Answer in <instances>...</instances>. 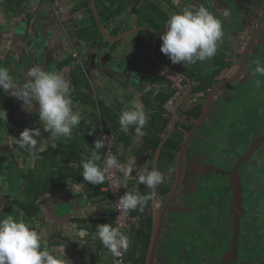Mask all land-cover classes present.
Segmentation results:
<instances>
[{"label":"crops","instance_id":"crops-1","mask_svg":"<svg viewBox=\"0 0 264 264\" xmlns=\"http://www.w3.org/2000/svg\"><path fill=\"white\" fill-rule=\"evenodd\" d=\"M116 1L111 0V3ZM193 1L159 0L163 4L162 8L168 11L169 15L180 11L187 3L196 7L197 2ZM79 3V0H0V67L9 69L18 86H22L26 82L27 72L34 66L61 72L71 81L73 107L74 110L81 113L82 117L79 126L73 129L71 138L53 139L49 133L43 131L38 109L35 110L34 108L31 112H26L23 110L21 102L18 114L20 122L14 126L13 131L8 135L4 131L0 132V217L11 215L30 222L38 231L43 232L49 248L58 247L63 243L66 258L71 261V264H110L111 260L107 248L98 238L97 226L109 223L110 214L113 211L112 202L104 190V184L92 185L84 181L82 175V160L90 155L89 150L93 148L95 140L100 138L101 123L110 126L116 132L115 149L123 164H126L130 158L135 160V168L131 176L124 182L127 191L135 190L138 192V176L143 174L145 169L155 168V162H157V169L166 177L165 182L157 186L159 193V190L166 185H170L172 189L176 180L177 168L176 162L171 172H166L165 168L161 166L162 148L173 134L177 122L183 114L199 99L193 92L196 82L186 74L192 80L193 87L189 88V83L185 79L187 88L183 96L177 100L175 108L172 111H167V113L152 108L151 103L152 105L156 103L153 99L157 97L163 87L161 84L148 82L145 72L149 70L154 72L155 66L159 64L153 65L152 62H148V56L137 49L138 33L141 30L149 31L146 40H152L151 55L154 57L155 54L157 56L160 35L165 31V28L156 30L148 24L144 26L137 24L138 8L143 2H134L109 26L104 27L105 33L110 39H115L120 34L129 32L128 35L120 39L122 42L112 49L101 43L95 47H89L91 45H86L85 40L79 37V22L90 19V14L85 11L86 8H77ZM175 3H180V5L176 7ZM156 12L160 11L156 10ZM30 16L33 17L32 20H29ZM116 31H120V34L115 37L112 33ZM27 35L30 36L26 38ZM39 35L44 38L47 37L48 40L40 43L36 38ZM11 40L15 44L12 50L13 54H10L6 48V44H9ZM224 41L225 39H222L219 43L217 53L220 51L229 53L231 51L229 46H225ZM110 43H114V41ZM22 47L29 49L25 57L21 54ZM91 48V54L98 55L97 66L91 70L90 64L85 61L87 66L84 74H81L84 85L80 86L72 74V66H63V64L71 55L77 57L80 51L87 50L89 52ZM109 53L110 58L113 57V59H107ZM36 55L38 56L35 57ZM214 57L196 64H189L187 67L193 71L201 68L207 72L208 64L212 63L213 59L216 60ZM226 57L232 58L233 56L227 55ZM234 73V67L228 72H221L220 76L217 77V83L233 78ZM227 85L228 87L225 86L224 88L227 87L226 89L231 91L235 89L234 84ZM221 91L222 89L218 93ZM200 97L196 104L202 102L207 95ZM13 99L18 100L15 97ZM213 99L211 104L219 105L218 98ZM134 101L141 103L148 113V123L144 128L145 134L143 136H137L134 127H130L127 133L120 130V114L129 108ZM102 103L104 104V111L100 108ZM176 109L177 117L175 118ZM160 114H164L163 117L159 118ZM174 118L177 119L176 124ZM184 120H186V116ZM197 120L193 119L190 122L192 127ZM201 127L202 125L193 134L184 156L183 177L180 187L187 182L188 168L194 165L192 154L198 145V134L202 129ZM25 128L41 129V136L38 139H40L42 150L36 152L35 158L32 153L20 149L15 144V139L19 138L20 133ZM151 136L153 138L155 136L161 137V142L155 152L151 151L149 147L148 139ZM53 145L59 146L56 148L59 150L56 159H53L56 161L53 162L44 157V164L41 163L39 155L48 151ZM160 147V157L157 158V151ZM63 148L72 153L68 156L71 161L63 162L64 157H61ZM99 154L102 157L99 162L102 166L103 148L99 150ZM68 165H71L70 168L74 170L67 168ZM194 168L200 169L201 166L196 164ZM57 170H63L68 175V186L60 188L54 193L42 195L38 201L40 214L29 218L16 203V200L22 196L25 185L24 176L29 172H34L37 177L43 178L50 176ZM167 173L170 174V177H167ZM156 203L155 197L152 203L153 211L151 212L145 207L143 208L144 214L154 216ZM140 222L135 226L139 227ZM133 228L130 230V234H132ZM79 230L86 233L83 238L76 235Z\"/></svg>","mask_w":264,"mask_h":264},{"label":"flooded vegetation","instance_id":"flooded-vegetation-1","mask_svg":"<svg viewBox=\"0 0 264 264\" xmlns=\"http://www.w3.org/2000/svg\"><path fill=\"white\" fill-rule=\"evenodd\" d=\"M195 1L196 7L203 5L222 19L225 46L231 50L227 55L233 56L227 57L232 65L222 72L234 67L233 77L238 78L231 83L235 87L232 91L226 89L228 85L214 95L209 91L213 100L218 98L219 105H210L202 123L204 136L198 134L199 144L192 157L196 163L188 168L187 182L165 214L154 264H193L196 254L202 256L200 264H223L232 246L237 211L231 190L232 172L264 135V76L255 73L258 62L264 66V0ZM14 46L12 40L6 44L10 54ZM22 48L25 57L29 49ZM221 89L223 92L218 93ZM193 92L199 100L201 95L207 97L193 103L185 114L201 104L204 109L210 96L196 93L194 88ZM185 116L186 121L193 120ZM263 162L264 142L238 167L245 211L240 219L238 258L229 264H264V213L259 209L264 203ZM196 164L201 168L195 169ZM199 175L200 180L193 181ZM244 219L247 231L243 230Z\"/></svg>","mask_w":264,"mask_h":264},{"label":"clouds","instance_id":"clouds-1","mask_svg":"<svg viewBox=\"0 0 264 264\" xmlns=\"http://www.w3.org/2000/svg\"><path fill=\"white\" fill-rule=\"evenodd\" d=\"M223 36L221 18L203 5L198 8L187 5L169 16L165 31L160 35V50L172 64H183L187 67L214 57ZM255 73L264 76V66L259 62ZM0 89L20 100L24 111L38 109L43 131L49 133L53 139L71 138L73 129L80 124L81 113L74 110L72 103L71 81L61 72L34 66L28 70L26 82L18 86L9 69L0 67ZM0 119H7V111L2 107ZM147 123L148 113L145 107L135 101L119 117L120 130L127 133L130 127H134L137 136L145 134ZM40 136V128H25L19 138L15 139V144L32 153L35 158L36 152L42 150L38 139ZM106 139V136L96 139L93 148L89 150L90 155L82 160L83 179L92 185L104 184L110 168L117 169L126 182L135 168L134 159L130 158L123 164L116 156H108L102 167L99 163L102 159L99 150L105 148ZM137 179L153 191L147 195L135 190L126 191L118 200L122 212L143 209L149 200L155 199L154 190L165 182L166 177L159 169L152 168L145 169ZM97 228L99 240L113 257L119 258L127 251L130 239L119 227L104 223ZM85 234L83 230L76 232L81 238ZM0 264H71V261L66 258L63 243L49 248L42 231H38L23 218L9 215L0 217Z\"/></svg>","mask_w":264,"mask_h":264},{"label":"trees","instance_id":"trees-1","mask_svg":"<svg viewBox=\"0 0 264 264\" xmlns=\"http://www.w3.org/2000/svg\"><path fill=\"white\" fill-rule=\"evenodd\" d=\"M80 3L77 5V8H86L89 14L90 19L88 21H80L79 27L80 30L78 31L79 37L84 39L86 42V45L96 46L97 44L101 43L109 48H114V46L118 45L122 42V40L116 41L114 43H110L107 41L100 29L98 20L96 18V15L93 11V7L91 4V0H79ZM97 7H98V14L100 16L101 22L104 27L109 26L117 17L122 15L127 9L130 8V6L134 3L133 0H117L114 3H111V0H97ZM139 2H143L139 5L138 10V21L137 24L139 26H144L146 24L154 27L156 30H163L165 28L166 21L169 18L168 11H165L162 6L163 4L159 2V0H139ZM156 10H159L160 12H156ZM33 17L30 16L29 20H32ZM120 34V31H116L112 33L113 36H118ZM139 36L137 40V49L144 54L147 55V61L152 62L153 65L156 64L154 57L151 55V49H152V40L147 39L146 37L149 34L148 30H141L139 31ZM225 35V34H224ZM30 35H27L26 38H28ZM222 39H225L226 36ZM161 44L162 40L160 39L157 56L159 59L166 64L170 65L171 67L189 75L191 79L196 82L194 85V91L196 93H203L208 94L210 89L213 87L215 83H217V77L220 76L222 70L226 67H230L232 65V62L227 61V53L219 52L216 53L215 59H213L212 63L208 64V71L205 72L201 68H199L197 71H193L189 69V67H186L183 64H172L170 59L161 52ZM222 53V54H220ZM80 56L83 55V51L79 52ZM28 59V58H26ZM110 59H113L110 58ZM73 61H76V58L72 55L66 60V62L63 64V66L72 65ZM35 65V64H32ZM80 66L78 65L74 70L72 71V74L77 79L80 86L84 85V82L81 81L80 77ZM146 80L150 83L154 84H161L162 89L158 93L157 97L154 100L156 102L155 104L151 103V106L155 110H162V112L167 113V110L165 108V103L172 95V88L171 83L168 79L157 76L152 70L145 72ZM81 82V84H80ZM89 87V86H88ZM152 92L150 93V95ZM21 106L20 100H14L13 96H10L8 93L4 92L3 90H0V107L6 109L7 111V119H0V132L4 131L6 135L11 133L13 131L14 126H16L20 122V118L18 116L19 114V108ZM100 108L104 111V104L102 103L100 105ZM203 110V104L195 107L191 112L184 113L182 118L177 122L176 128L173 132V134L169 137V139L165 142L163 148H162V154H161V166L165 168V171H172L173 165H175L178 152L182 146L183 139L186 135V133L189 131V129L192 127V124L186 120H184L185 115H190L194 120H196L202 113ZM164 115V114H162ZM160 114V117H163ZM107 128L112 129L110 126L106 125ZM153 134V133H152ZM94 135V134H93ZM199 136H204V130L200 129ZM95 138V137H94ZM101 138V133H100ZM149 147L151 148V151L155 152L158 148L161 137L155 136L154 138L151 136L148 139ZM59 146H51L48 151H45L43 154L39 155L41 157V163L44 161V157L46 159H51L53 162L56 160V154H58V148ZM193 147V146H192ZM202 149V147H201ZM51 150V153H50ZM63 155L61 157H64V161H71L69 155V151L67 149L63 148ZM190 151V149H189ZM188 151V153H189ZM44 164V163H43ZM2 166V164H1ZM71 165H68L67 168H70ZM70 170H74L73 168H70ZM63 170H57L53 172L50 176L47 177H37L34 172H29L24 176V189L22 190V196L21 198L16 200L17 206L19 209L25 213V215H28L29 218L35 217L38 214H40V206H39V199L42 195H46L49 193H54L58 189L68 186V175L64 173ZM221 176V175H219ZM167 177H170V174L167 173ZM228 183V181H227ZM171 186L166 185L163 187V189L159 190L160 195H166L170 192ZM152 189H149L145 184L139 183L138 192L142 195H147L150 192H152ZM103 193V192H102ZM107 194V193H106ZM108 195V194H107ZM109 196V195H108ZM154 199H151L147 202V204L144 206V208L150 209V211H153V203ZM202 203V201H200ZM113 210V209H112ZM150 213V212H149ZM132 214L135 216H139L141 218L140 226H135L133 228L132 234H130V241H131V249L128 255V260L130 264H145L146 255L151 239V233H152V227H153V220L154 216L151 214H144L143 209L137 208L136 210H132ZM247 218V217H246ZM114 222V212L112 211V214H110L109 223L113 225ZM244 231L248 230V223L247 220L244 219ZM200 254H196L195 258L193 259V264H200L201 259ZM243 258H245L243 254ZM246 259V258H245Z\"/></svg>","mask_w":264,"mask_h":264},{"label":"water","instance_id":"water-1","mask_svg":"<svg viewBox=\"0 0 264 264\" xmlns=\"http://www.w3.org/2000/svg\"><path fill=\"white\" fill-rule=\"evenodd\" d=\"M139 0H134V2H138ZM92 4H93V9L95 11L98 23L101 27L102 33L104 35V37L109 40L110 42L112 41H118L122 38H124L126 35L129 34V32H125L123 34H120L118 37H116L115 39H110L107 37L106 33H105V29L104 26L101 22L100 16L98 14V7H97V2L95 0H91ZM140 29V28H139ZM36 38L39 40L40 43H42L43 41H46V39L48 40V38H44L42 36H36ZM89 47H95V46H89ZM83 51V55L80 56V54H78L76 58V63L72 64V71L74 70V68H76L78 65L80 66L81 69V73H80V77L81 74H84L85 71V67L87 66V64L85 63V61H88V64H90V69L94 68L95 66H97L96 60H97V56L96 54H91L92 48L89 52H87V50H82ZM246 53H248V50L246 51ZM36 57V56H35ZM110 58V53L107 55V59ZM155 61L157 64L164 66L165 68H168L176 73H178L179 75H181L182 77H184L188 83H189V88L193 87V83L192 80L190 79L189 76H187L186 74H184L183 72L171 67L170 65L166 64L165 62L161 61L156 54L154 55ZM245 60V59H244ZM101 64V62H100ZM71 68V67H70ZM92 70V69H91ZM238 77H233V78H229V79H225L222 80L221 82L217 83L212 89H211V94H215V90H219V88L226 86L227 84L233 83L236 81ZM82 81V80H81ZM209 96L208 100L206 101V105L205 108L203 109L200 117L198 118V120L196 121V123L194 124V126L192 127V129L189 131V133L187 134L186 138L184 139L182 146L178 152L177 155V159H176V180L174 185L172 186V189L170 190V192L166 195H160L158 193L157 187L155 188V197L157 199V203L155 206V215H154V222H153V227H152V233H151V239H150V243H149V247H148V251H147V255H146V260H145V264H154L155 263V256H156V251H157V246H158V242L160 239V234H161V230L163 227V222H164V217L165 214L169 208V206L173 203V200L175 198V195L177 193V191L180 188L181 185V180L183 177V162H184V156L186 154L188 145L192 139L193 134L195 133V131L197 130L198 127H200L202 125V123L204 122V120L207 117V114L209 112V108L211 105V101L213 99V97ZM212 97V98H211ZM177 117V109L175 110V118ZM174 118L175 124H176V120ZM264 142V135L259 138L252 146L249 154L244 157L239 163L238 165L234 168L233 172H232V184H231V190L233 191V194L235 196V206L237 208V211H235V228H234V236H233V241H232V246L230 248V250L224 255L223 257V264H229L230 260L236 261L238 258V250H239V232H240V219L242 217L244 210L243 204H242V192H241V184H240V180L238 177V167L242 164L243 161H245L250 154L257 149L262 143ZM160 153H161V147L158 149L157 151V158L160 157ZM155 168H157V162H155Z\"/></svg>","mask_w":264,"mask_h":264},{"label":"built area","instance_id":"built-area-1","mask_svg":"<svg viewBox=\"0 0 264 264\" xmlns=\"http://www.w3.org/2000/svg\"><path fill=\"white\" fill-rule=\"evenodd\" d=\"M154 73L158 76L167 78L171 82L172 95L165 103V108L167 111H172L177 100L183 96L186 90L187 84L185 78L161 65L155 66ZM100 133L101 137H107L105 141L106 146L103 148L102 167L104 166V161L108 156H116L118 160L123 163L115 149L117 137L116 132L113 129L107 128L105 124L101 123ZM107 177L108 178L104 182V190L108 193L112 202V209L114 212L113 226L119 227L122 232L130 237V230L133 228V226L139 224L141 218L139 216L133 215L132 211L122 212L119 209L118 200L127 191L122 174L117 169L110 168L108 170ZM130 249L131 241L127 251L123 252L122 256L119 258L113 257L107 249L111 260L110 264H130L128 260Z\"/></svg>","mask_w":264,"mask_h":264},{"label":"rangeland","instance_id":"rangeland-1","mask_svg":"<svg viewBox=\"0 0 264 264\" xmlns=\"http://www.w3.org/2000/svg\"><path fill=\"white\" fill-rule=\"evenodd\" d=\"M232 34V33H231ZM38 55H36V57H37ZM77 61H73V63L72 64H75ZM257 88H259V87H257ZM261 90V89H260ZM264 91V90H263ZM256 97H258L257 95H256ZM213 130V129H212ZM198 144H199V141L197 142ZM194 154V153H193ZM193 154H192V157H193ZM192 162L194 163L195 161H194V159H192ZM264 163V162H263ZM196 179H197V181L198 180H200V175L199 176H196L195 177V180H194V178H193V181H196ZM182 194V193H181ZM180 198H181V200H182V197H178V200H180ZM259 206V205H258ZM261 208V212L262 213H264V203H261V207L259 206V209ZM167 215V214H166ZM166 263H168V262H166Z\"/></svg>","mask_w":264,"mask_h":264}]
</instances>
